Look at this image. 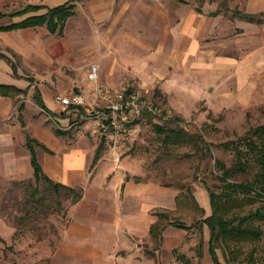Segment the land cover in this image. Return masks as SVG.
<instances>
[{"label":"crops","instance_id":"crops-1","mask_svg":"<svg viewBox=\"0 0 264 264\" xmlns=\"http://www.w3.org/2000/svg\"><path fill=\"white\" fill-rule=\"evenodd\" d=\"M69 1L0 0V27L20 22L2 21L23 2L58 7ZM115 2H77L56 33L46 25L0 30V52L12 59H0V84L23 90L0 93V181L36 179L33 150L50 179L83 195L69 206L57 243L42 242L30 253L14 246L15 230L0 216V261L11 247V255L17 258L20 249L24 256L6 264H131L136 242L150 237L157 214L177 208L176 189L141 181L139 166L104 152L103 141L56 128V121L66 125L71 108L77 109L61 105L56 95L88 86L91 63L100 65L105 86L122 83L134 66L133 76L185 116L200 107L217 115L264 106V0H229L227 10L218 2L197 7L180 1L132 11L124 3L116 9ZM85 4L107 28L91 38L84 35L96 25L89 31L77 25L71 39L69 24ZM28 139L35 141L32 147Z\"/></svg>","mask_w":264,"mask_h":264},{"label":"rangeland","instance_id":"rangeland-1","mask_svg":"<svg viewBox=\"0 0 264 264\" xmlns=\"http://www.w3.org/2000/svg\"><path fill=\"white\" fill-rule=\"evenodd\" d=\"M180 1H185L197 7H203L207 2H218L222 10L230 9L229 0H175L174 2L170 0H120V3H117L119 2L117 0L115 8L120 9L121 4L124 3L129 10L141 11L142 8H149L155 2L171 7L172 4L176 5ZM29 5L31 4L26 2L19 4L13 10V13L22 12ZM37 5L46 7L36 12L28 11L21 15L6 18L2 22L22 21L29 16L46 14L49 9L55 8L45 4ZM77 10L76 18L69 24V37L71 39L75 37L72 27L80 25L89 31L93 28V25H96L94 33L89 31L84 36L100 38L104 29L107 28V23L98 21L102 17L95 16V13L91 11L87 4L79 7V9L77 8ZM66 32L65 28L64 35ZM79 46L77 44L74 47ZM15 59L18 61L16 56ZM93 65L99 67L101 79V67L98 63H91L86 75L89 74ZM133 70L134 66L128 68V74L122 83H129L136 89L148 92L158 103L173 111V118L169 121L157 118L146 119L140 123L132 137L121 141L116 148L114 145L110 146L104 143V152H113L112 154L118 160H132V163L140 168L141 181H151L174 188L178 191V195L184 198H190V195L193 194L200 206L205 208L206 211L203 215L193 205L166 210L169 212L171 220L184 222L192 226L191 229L179 230L174 226H169L163 233L162 240L155 239L150 235L147 239L136 242L138 248H135L134 251L138 252V256L131 264H183L178 259L179 256L183 255L191 260L193 264H213L208 245L210 231L207 226L200 227L202 220L212 213L206 185L218 193L222 191L221 182L217 179L219 172L216 161L222 160L229 167L235 162V153L232 150H226L222 144L229 141L239 142L250 129L264 126V106L252 112H225L217 115L204 113V108L200 107L199 111L185 116L177 112L158 89H152L133 76L131 74ZM65 73L70 75L68 70H65ZM101 83L103 84L102 80ZM73 93H83L88 102L95 103L91 83L86 87H76L73 92L58 94L56 99L58 96L66 97L71 96ZM22 101L25 102L26 98H23ZM32 109L31 106L28 116H30ZM71 109H73L70 114L71 121L64 126L56 121L54 123L56 128L101 143L102 140L94 134L95 123L87 117L85 109ZM175 119H179L181 126L189 132L204 135L205 139L212 144L211 157L202 161L200 153L190 143L169 147L164 145L163 137L156 133L155 127L161 125L175 128L176 125L173 122ZM196 176H198V180ZM239 179H242V177ZM47 186L44 181L38 182L36 179L0 181V216L4 217L15 230L14 246L27 249L25 252L30 253L34 249L37 250L42 242L55 245L60 227L66 225L68 208L74 203L73 198L68 196L66 192L62 191L61 194H57L54 190L46 189ZM35 188H38L36 199H41L42 203L39 200V204L34 207L29 205V199L33 197ZM58 202L62 203L61 208L58 206ZM258 207L264 209V201L253 206L254 209ZM240 214L242 213L240 212ZM26 217L29 220L22 221ZM257 225H260L264 232V222H257ZM202 241L203 256L200 257L199 245ZM20 249H16V254L19 255L16 258L11 255V253H14V248H7L4 259L0 261V264H6L5 261L17 263L18 258L24 257ZM218 253L224 264H264V233L260 241L243 245V251L238 261H230L228 252L224 248H220ZM251 253L254 254L253 259H251Z\"/></svg>","mask_w":264,"mask_h":264},{"label":"trees","instance_id":"trees-1","mask_svg":"<svg viewBox=\"0 0 264 264\" xmlns=\"http://www.w3.org/2000/svg\"><path fill=\"white\" fill-rule=\"evenodd\" d=\"M80 1L82 0H71L61 6L49 9L46 14L29 16L20 22L1 26L0 30L9 31L46 25L52 33L59 32L64 28L66 21L74 14L76 4ZM44 7L46 6L31 4L22 12L15 13L14 16L27 13L28 11L36 12ZM244 16L250 21H262V19L253 16ZM1 18L2 15H0ZM1 58L12 60L0 52ZM14 67L16 69V66ZM22 92L23 90L16 86L0 84V93L3 95ZM173 122L176 125L175 128L161 125H156L155 127L156 133L163 137L165 146H178L190 143L200 153L202 161L212 156V144L205 139L203 134L189 132L181 126L179 119H175ZM28 142L30 147L35 143L33 139H28ZM222 146L226 150H232L235 153V162L229 167L222 160L216 161V167L219 172L217 179L221 182L222 191L218 193L206 185L212 213L205 217L200 224L201 228L207 226L210 231L208 245L213 264H224L219 257L218 250L220 248H224L228 252L230 261H238L243 251V245L260 241L264 233L261 226L257 225V222H264V209L262 207L253 208L254 205L264 201V126L250 129L239 142L229 141L222 144ZM32 162L36 180L38 182L44 181L48 185L46 189L54 190L57 194H61L64 191L73 198L74 203L82 198L81 189L72 188L50 179L44 173L33 150ZM240 177L242 179H239ZM196 178L197 180L199 179L198 176ZM37 192L38 188H35L33 197L29 199V205L34 207L39 204V200L41 201V199H36ZM188 205H193L203 215L205 214L206 210L200 206L193 194L190 195V198L179 196L177 208ZM58 206L61 208L63 205L58 202ZM157 216L158 220L154 222L151 228V236L155 239L162 240L163 233L169 226L183 230H190L192 227L184 222L171 220L169 212L158 213ZM27 220L29 218L26 217L22 221ZM199 246V256L202 257L203 241ZM253 256L254 254L251 253V259H253ZM178 259L183 264H193L184 255L179 256Z\"/></svg>","mask_w":264,"mask_h":264},{"label":"built area","instance_id":"built-area-1","mask_svg":"<svg viewBox=\"0 0 264 264\" xmlns=\"http://www.w3.org/2000/svg\"><path fill=\"white\" fill-rule=\"evenodd\" d=\"M88 79L93 85L95 103L88 102L83 93L58 96L57 100L65 107L85 109L87 117L95 123L94 134L110 146L116 148L121 141L132 137L146 119L169 121L173 118L170 108L129 83L103 85L97 65L91 67Z\"/></svg>","mask_w":264,"mask_h":264}]
</instances>
